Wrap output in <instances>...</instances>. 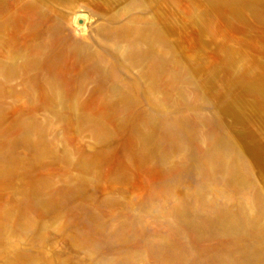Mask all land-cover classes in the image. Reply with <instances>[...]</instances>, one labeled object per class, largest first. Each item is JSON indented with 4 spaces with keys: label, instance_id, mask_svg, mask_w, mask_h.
I'll return each instance as SVG.
<instances>
[{
    "label": "rangeland",
    "instance_id": "rangeland-1",
    "mask_svg": "<svg viewBox=\"0 0 264 264\" xmlns=\"http://www.w3.org/2000/svg\"><path fill=\"white\" fill-rule=\"evenodd\" d=\"M0 264H264V0H0Z\"/></svg>",
    "mask_w": 264,
    "mask_h": 264
}]
</instances>
